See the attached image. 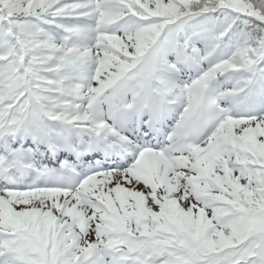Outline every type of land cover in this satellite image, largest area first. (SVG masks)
I'll return each mask as SVG.
<instances>
[{
  "label": "snow or ice",
  "instance_id": "6c2138e0",
  "mask_svg": "<svg viewBox=\"0 0 264 264\" xmlns=\"http://www.w3.org/2000/svg\"><path fill=\"white\" fill-rule=\"evenodd\" d=\"M0 264H264V0H0Z\"/></svg>",
  "mask_w": 264,
  "mask_h": 264
}]
</instances>
